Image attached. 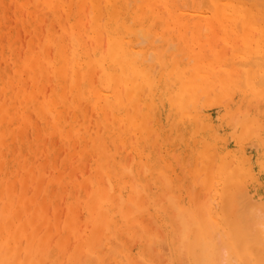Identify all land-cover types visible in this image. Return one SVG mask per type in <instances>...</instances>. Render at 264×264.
<instances>
[{"label": "bare ground", "instance_id": "obj_1", "mask_svg": "<svg viewBox=\"0 0 264 264\" xmlns=\"http://www.w3.org/2000/svg\"><path fill=\"white\" fill-rule=\"evenodd\" d=\"M77 1L65 8L64 0H44L54 11L64 7L72 23V30L68 25L69 42L56 59L26 63L16 54L13 58L16 77L23 70L36 81L35 71H50V75L55 71L61 86L51 98L46 96L50 86L42 94V84L29 92L20 87L16 98L23 104V125L28 121L26 112L35 107L45 123L41 128L34 125L35 137L51 134V155L57 137L73 138L71 155L82 142L76 167L83 168L93 151L100 152L91 177L74 184L91 197L86 210L89 216L96 215L95 229L85 240L95 254L92 258L106 264H114L115 258L127 264H235L244 245L251 244L259 264L264 258V92L257 83L264 75V26L258 22L261 0ZM18 3L21 11L35 12L30 2ZM30 24L35 31L39 29L34 20ZM8 33L13 36L7 44L12 52L17 37L12 30ZM44 35L39 41L42 45L47 42ZM48 37L50 45L55 44L57 33L51 38L49 32ZM41 44L36 49L41 51ZM52 77L54 74L49 80ZM10 82H3L5 92L11 91ZM249 83L251 87H242ZM87 100L92 109L83 107ZM69 107L76 111L72 121L66 119ZM90 110L97 114L96 135L89 126ZM20 135L22 131L12 141ZM10 141L4 140V144ZM186 141L195 151L205 145V154L221 161L211 175L213 199L205 195L203 202L197 198L194 205L187 206L186 198L181 201L176 189L167 188L164 198L168 202L163 204L164 199L140 176H157L161 161L171 156L164 178L166 185H175L172 176L182 173L181 163L173 156ZM33 147L30 144L36 151ZM3 156L2 168L6 154ZM57 176L55 180L65 175L58 172ZM90 184L92 191H88ZM142 193L150 197V205L156 204V212L162 213L164 229L157 224L158 217L145 219L149 206L141 201ZM79 199L69 212V228L75 232L79 231ZM12 222L6 224L5 232ZM22 233H16L12 243H17ZM46 250L40 246L39 261ZM13 253L14 246L10 248V255ZM76 259L72 256L71 264ZM16 263L9 258L8 264ZM29 263L31 257L25 262Z\"/></svg>", "mask_w": 264, "mask_h": 264}, {"label": "rangeland", "instance_id": "obj_2", "mask_svg": "<svg viewBox=\"0 0 264 264\" xmlns=\"http://www.w3.org/2000/svg\"><path fill=\"white\" fill-rule=\"evenodd\" d=\"M25 1L31 3L30 0ZM64 1L66 3L65 8H69L68 4H71L76 0ZM11 2L12 0H0V22H4V34L0 40V160L4 159L3 154H6L3 168L0 167V264H8L9 258L17 260L16 264H25L29 257H31V263L29 264H71L72 256L76 255V260L78 262L82 258L89 257V254H91L85 240L86 235L94 231L96 224V215L89 216L88 210H86V207L91 201V197L88 195L84 196L83 192L79 191L78 187L76 189L74 188V184L91 177L89 175L93 174V163L99 158L100 152L93 151L87 157V164H85L83 168L76 167L79 163L80 157L78 155V150H80L82 142L76 144L77 151L71 155V140L73 138L57 137L55 139L56 151L51 155L48 150L53 138L51 134L44 132L43 135L35 137L36 130L34 125L41 128L45 124L35 107L29 108V111L26 112L28 121L23 125V104L16 98L17 93L20 91V87H23L25 91L29 92L34 86L42 84L43 87L39 93L42 94L43 91L45 92L47 87L50 86L48 87L49 90H47L46 96L51 98L55 89L61 90V86L58 83L55 71L54 73L51 72V75L54 74L55 76L54 79L52 77L53 80H49V77L51 76L50 71L42 74V72H38L39 70L34 72V74L36 73V81L38 80L39 74H41L39 76V82L32 79L30 72L28 74L27 71L23 70L18 74L17 78V72H15L17 69V62L14 60L13 56L14 54L18 55L19 60L26 63L34 61L43 62L46 57L56 59L60 54V49L64 47V43L69 42L68 38L70 36H68V25L71 28L69 30H72V23L69 21L67 16L68 11L64 7L58 11H54L44 2V0L32 1L33 4L31 3V5L35 6V12L33 14H29V10L26 8V10L23 9L21 11L18 5L19 0L13 1V7ZM78 2L79 0L77 1V4ZM80 5L78 6L79 8ZM40 8L48 11V14L50 15H46L45 11H43V9L40 10ZM73 8L74 14H76L77 6ZM23 12L25 13V16H23ZM45 15L47 17L49 16V20H45ZM32 20H34L39 26L37 31H35L34 27L30 24V21ZM42 24L43 26L45 24L46 30L43 29ZM59 28L67 32L62 31L61 29L59 31ZM8 30H12L14 33L13 35H16L17 37L15 43L16 47L12 52L9 51L7 46L9 39L13 38V36L10 37ZM44 32L46 35H44ZM49 32L52 33L51 38L55 37L57 33V39L54 40L55 44L51 43L50 45V42L48 41ZM71 32L72 31H70V33ZM43 35L46 37L47 41L44 45L39 42L43 39ZM37 44L43 46L41 50L43 56L41 55V51L38 50L39 48L36 49L38 46ZM53 45L55 50H52L51 48ZM69 50L66 52V55L70 54ZM39 56L42 57L40 58ZM43 65H45V63ZM46 66L49 65L46 64ZM9 80L11 81V91L5 92L3 90V82H8ZM19 81H21V83H18ZM48 82H54V84L51 85V83H49V85ZM35 83H37V85H35ZM20 84H22V86H20ZM69 94H72L71 91ZM70 96L72 97V95ZM41 99L44 98L42 97ZM16 100L18 101V105ZM82 105L84 108L89 107L92 109V105L88 100L83 102ZM92 113V110H90L88 119L90 122L89 126L92 128L91 132L96 135L97 128L94 126H96L97 114ZM75 114L76 111L74 108H66V119L68 121H72ZM92 115H94L93 118ZM91 119L93 123H91ZM81 123L82 130L84 131L83 117L81 118ZM21 126H24V131L21 129ZM166 127H168L167 123ZM20 131H22V135H20L21 137L12 141L13 136ZM173 138L174 137H172V139ZM4 140L11 141L9 144L5 145ZM28 142L34 144L33 148H35L36 151H32V148H29L30 144ZM89 144L91 145L92 142H89ZM192 148L193 146L191 145V142L186 141L185 145L178 149L173 156L175 162L181 163V165L179 163V168L182 174L180 176H172L175 178L173 182L176 186L171 185L170 187L168 184L166 185L164 178L165 176H168L165 169L169 164L171 165V156L164 158V160L167 159L165 162L166 164L163 162L164 160L161 161V164L159 165L160 170L158 171L157 176H140L144 181H147V185L152 188V191L156 195L161 199H164L163 204H167L168 202V199L166 197L164 198V195H167L169 188L176 189L181 201H184L186 198L185 203L187 202V206L194 205L197 198H200L203 202V196L204 198L206 197L205 195H209L208 198L213 196L212 189L210 188V186L212 187L211 180L213 178L211 175L216 172L221 161L219 157L213 155L208 157L205 154V151L207 150L205 145L197 147V151L192 150ZM7 159H10V163ZM214 165H216V167ZM58 172H61L65 176H61L62 178L55 180L58 177ZM84 172H86V176ZM199 174L201 177L198 176ZM114 178L118 179L119 177L115 176ZM88 187V191L93 190L92 184ZM205 192L207 193L205 194ZM78 197L80 198L78 201L80 207L78 219L79 231L75 232L73 227L71 230L69 228L71 222L69 221V212L70 208H72L74 203L77 202ZM140 197L141 201L145 203L146 206H149L147 209L148 211L144 212L145 219H148V216L149 218L151 216L158 217L159 221L157 224L161 226L162 230L164 227L162 213L158 211L156 212V209H158L156 204L150 205V197L145 196L143 193L140 194ZM25 199L29 200L28 203L24 202ZM166 208L170 210L169 206ZM10 219L13 220L10 230L5 232V226ZM134 222L137 223L135 218ZM176 226H178V224H176ZM18 232H23L19 241L17 243H12L11 238ZM44 239H46L45 243L43 242ZM137 244L136 251L139 249V243ZM42 245H44L47 250L42 257V261H39L40 256L38 251ZM12 246H14L15 253L10 255V248ZM85 249L88 253H86ZM54 250L57 251L54 254H51ZM115 260L114 264H120V262L121 264H126L122 259L115 258ZM77 262H75V264H77Z\"/></svg>", "mask_w": 264, "mask_h": 264}, {"label": "snow or ice", "instance_id": "obj_3", "mask_svg": "<svg viewBox=\"0 0 264 264\" xmlns=\"http://www.w3.org/2000/svg\"><path fill=\"white\" fill-rule=\"evenodd\" d=\"M260 15L258 18V22L264 26V0H261V6H260ZM262 67H264V60H262ZM259 88L262 92H264V75L261 76L260 80L257 82ZM242 87H251V84H244ZM182 211V210H181ZM264 227V226H262ZM119 247V246H117ZM262 252H264V239H262ZM94 253L89 254V257L82 258L80 261L77 262V264H106V262L101 261L94 257ZM127 264V262H126ZM140 264H149V262H140ZM235 264H257V262L254 259L253 252L251 250V244H245L243 249L240 252V256L235 262ZM259 264H264V258H262L259 262Z\"/></svg>", "mask_w": 264, "mask_h": 264}]
</instances>
